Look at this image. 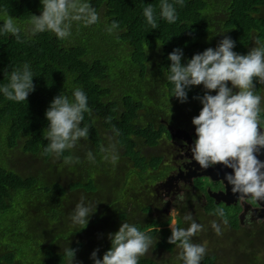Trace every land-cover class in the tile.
<instances>
[{"label":"trees","instance_id":"trees-1","mask_svg":"<svg viewBox=\"0 0 264 264\" xmlns=\"http://www.w3.org/2000/svg\"><path fill=\"white\" fill-rule=\"evenodd\" d=\"M88 2L96 9L100 22L88 27L73 22L72 35L61 40L51 31L35 35L31 33V15H41L40 0H0V25L7 15H11L21 28V42H17L16 37L11 34L0 33V86L9 82L13 69L28 63L34 74L36 89L29 95L28 101L23 102L10 101L0 93V153L20 146L25 154H41L49 158L51 154L44 153L48 143L43 133L48 126L46 110L57 95L62 93L72 99L74 90L80 88L87 95L88 106L92 109L91 116L84 114L81 126H90L89 140L96 152H102L104 141L95 124L97 119L106 131L116 137L118 145L123 148L131 163L143 172H147L149 167L156 169L160 160L147 162L138 148L139 141L149 147H156L166 130L162 125L157 128L152 122H144L140 112H149L151 102L159 103L150 98L154 81L160 87L157 89L158 94L173 98L174 85L166 80V76L171 64L168 56L174 49H183L182 63H186L194 54L211 47L207 41L213 27V21L209 18L210 1L183 0V6L174 4L178 19L171 24L160 17L161 0ZM169 2L174 3V0ZM218 2L220 4L216 8L221 5L228 11L224 29L236 42L235 52L246 55L250 50L249 45L256 37L261 39L264 36V17H261L264 15V0ZM148 4L155 9L158 24L155 30L147 24L143 15V8ZM260 11L263 12L260 14ZM113 21L119 23V28L110 35L106 27ZM92 36H97L98 40L94 49L90 50L85 40ZM155 58L159 59V63L152 70L150 63ZM255 83L258 91L260 85L258 81ZM203 94L202 89L194 86L188 93L187 103L200 102L194 97ZM200 109L202 104L195 107V112ZM113 128L118 130L119 135ZM70 155L66 151L61 156L66 159ZM83 186L94 188L93 180L88 185L74 183L69 186V190L81 189ZM67 192L61 185L44 186L35 177H23L9 170L0 161V248L7 249L0 253V264H14L17 259H25L36 251L35 247L43 254L40 242L43 235L36 236L29 231L26 219L22 220L25 222L22 228L10 229L7 226L6 220L14 216L10 213L15 204L25 202V206H17L21 211L28 209V218L32 208L37 213L39 208L50 205L46 216L57 220ZM52 209L55 214L51 212ZM34 222L32 218V223ZM136 226L158 240V248L171 252L176 247L168 243L171 229H158V222L151 221L145 226ZM180 226L181 224L178 225ZM30 238L34 243L28 246L27 253L26 249L22 252L18 247L19 240ZM110 247L111 244L105 252ZM72 248L78 250L77 256L82 250V244L77 243ZM105 252L99 258L102 259ZM43 256L41 264H68L63 252L57 253L51 248L46 249ZM214 263V257H206L201 261V264ZM85 264H94V261L90 259ZM139 264L159 263L154 259L141 257Z\"/></svg>","mask_w":264,"mask_h":264},{"label":"clouds","instance_id":"clouds-1","mask_svg":"<svg viewBox=\"0 0 264 264\" xmlns=\"http://www.w3.org/2000/svg\"><path fill=\"white\" fill-rule=\"evenodd\" d=\"M40 3L41 15H31L30 30L33 35L51 31L63 40L72 35L73 22L82 23L85 27L100 22L99 14L88 0H40ZM174 4L183 6V0H174V3L161 0L159 5L160 17L170 24L178 19ZM143 15L152 29L158 28L151 4L143 8ZM118 28L119 23L113 21L106 31L111 35ZM0 33L11 34L17 42H21V28L11 15H7L0 25ZM222 36L224 38L215 48L209 47L194 54L186 63H182L183 49H174L168 56L171 64L166 80L174 85L173 97L182 104L188 102V93L194 86L202 85L205 90L202 96L194 97L200 101L202 109L192 119L197 137L190 147L192 160L204 170L217 165L232 169V173H226L224 177L231 185L232 193L239 194L240 200L260 202L264 201V161L258 158L264 150V120L261 119L264 97L257 94L255 82L264 85V42L257 38L248 53L242 55L233 50L236 42L231 37ZM33 80L31 66L25 63L11 71L9 82L0 86V93L10 101H28L29 95L36 90ZM85 113L91 116L92 109L82 89H75L72 99L62 93L54 97L45 113L48 126L43 133L48 143L44 153L60 157L76 148L82 140L87 141L90 126H81ZM113 131L119 135L118 130L113 128ZM102 151L105 160L115 163L119 158L115 144H109ZM86 157L95 162L91 150ZM75 162H79V158ZM175 211L173 208L171 215ZM95 212L81 197L70 219L73 225L87 227ZM214 214L223 218V223L227 225L223 207H218ZM183 219L189 226L178 227L173 220L168 243L180 249L177 259L183 264H201L207 248L204 244L193 243L192 238L203 231V225L193 220L191 212ZM211 227L217 235L221 234L217 221H211ZM108 239L111 247L102 259L98 256L99 249L92 252L94 264H139L141 257L154 244L149 233L128 222H123L117 232L109 233ZM77 251L71 246L63 249L68 264H74Z\"/></svg>","mask_w":264,"mask_h":264},{"label":"rangeland","instance_id":"rangeland-1","mask_svg":"<svg viewBox=\"0 0 264 264\" xmlns=\"http://www.w3.org/2000/svg\"><path fill=\"white\" fill-rule=\"evenodd\" d=\"M209 1V6H211L209 18L213 21V27L207 41L211 47L215 48L219 41L224 38L222 35L226 34L228 36V31L224 29L228 20V11L224 6L222 8L221 5L216 8L219 3L218 0ZM97 40V36L86 39L85 42L89 47L88 49H94ZM158 63L159 59L155 58L152 64L150 63L151 69L157 68ZM154 82L151 85L153 87L150 98H154V100L162 103L167 108V112H162L163 118L168 117L172 124H176L177 121H182L186 118L191 120L192 118L190 117L194 116L192 113L193 104H182L175 97H173L175 99H171L166 98L165 94H158L157 89L160 87L157 81ZM229 87H231L230 83ZM198 88L204 90L202 85ZM212 94L215 95L216 93ZM155 112L152 110L149 112L141 111L140 113L144 122H152L158 125L160 121L157 117L158 115L154 114ZM95 124L100 129L104 139L103 149L108 147L109 144L116 145L119 158L115 163L111 162V160H105L103 151L97 153L89 139L87 141L82 140L76 148L70 150L71 155L66 159L62 158V156L57 157L54 154H51L49 158L41 154H25L20 146L13 150H2L0 153V161L9 170L23 177H35L44 186L58 184L68 191L60 209V218L57 220H52L46 216L50 205L39 208L37 213L32 208L28 218V209L21 211L20 207L17 206L26 205L25 202L20 201L15 204L12 213H10L14 216L7 219L6 222L10 229L12 227L22 228L25 226V222L22 220L26 219V227L29 231L36 236L43 235V238L40 239L43 254L49 248L61 253L64 248L81 243L82 250L75 257L74 264H85L86 261L91 259V254L96 249H99L98 256L103 254L111 244L108 234L117 232L123 222L145 226L152 220L142 210L144 205L147 206V204L141 201L139 195H145V187L139 183L135 175L130 174L133 163L125 154L123 155L122 151L124 150L118 145L116 137L102 127L101 121L96 119ZM164 141V139L160 141L159 148L165 147ZM138 148L141 154L147 156L148 159L162 151V149L157 147L151 148L142 141H139ZM89 150L93 152L95 162H90L87 159L86 153ZM76 158H79V162H75ZM92 180L94 188L90 189V187L83 186L81 189L69 190V186L74 183L88 185ZM81 197L85 198V203L92 207L93 212L96 211L90 217L87 227L86 225H73L70 219ZM36 202L37 200L34 201V203ZM45 202H47L46 199ZM189 206L191 205L184 207L185 215L191 212L193 220L203 225V231L194 236L192 242L206 246L207 253L204 258L214 257V264H264V221L242 224L241 220H237L236 216L232 217V209L223 207L226 214L225 217L230 221V224L228 222L225 225L223 221L206 215L198 206L194 205L195 208L193 209L189 208ZM218 207L220 206L211 207L214 213ZM51 212L55 214L53 209ZM121 215L124 216L123 219L120 217ZM32 218L35 220L34 223H32ZM213 220L217 221L221 227L220 235H217L211 227V221ZM161 222H158L161 226L158 229H162V226L166 225V223ZM188 226L189 223L183 219V225L180 227L187 228ZM168 228L171 229L170 226ZM157 241L154 239L152 248L144 257L154 259L159 264H183L182 261L177 259L180 252L178 247L169 252L158 248L156 246ZM33 243L34 241L31 238L24 239V241L19 240L18 247L22 252L26 249L27 253L28 246ZM34 250L36 251L33 252L31 249L33 253L30 256L27 255L22 260L17 259L14 264H41L44 256L39 253L40 249L37 247ZM2 251H7V249L0 248V253Z\"/></svg>","mask_w":264,"mask_h":264},{"label":"flooded vegetation","instance_id":"flooded-vegetation-1","mask_svg":"<svg viewBox=\"0 0 264 264\" xmlns=\"http://www.w3.org/2000/svg\"><path fill=\"white\" fill-rule=\"evenodd\" d=\"M262 12L260 11L259 13L261 14ZM261 17H264V15ZM260 40L264 42V36ZM254 41L249 45L250 49L254 46ZM257 94L264 97V85L259 86ZM190 102L194 104L192 113L194 114L193 117H196L201 109L195 112V107L201 103ZM151 103L150 111H156L154 114L158 115L157 117L160 121L155 126L157 128L160 125L164 126L166 132L160 139V141L162 139L165 140V147L159 148V144L156 146L162 151L149 159L143 155L147 162L153 159L160 160V164L156 169L149 167L147 172H143L132 162L130 174L135 175L139 183L145 187V195H139L141 201L147 204V206L144 205L142 208L144 214L150 217L151 221L166 223V225L162 226L163 229L168 228L173 220L176 221L177 226L179 224L182 226L183 217L185 216L184 207L188 205H191L189 208L192 209L195 208L194 205L198 206L206 215L221 221H223V218L216 216L211 207L219 205L220 207L232 209V217L236 216L237 220H241L242 224L264 221V201L240 200L239 197L235 198L236 196L232 192L229 195H224L228 192V189L227 182L222 177H225L226 173H232V169L223 167L222 173L217 169V165L204 170L192 160L190 147L197 138L195 126L192 124L193 117H190L192 118L191 120L186 118L182 121H177L176 124H172L168 117L163 118L162 112H167V108L162 103ZM262 107H264V101H262ZM261 119L264 120V112L261 113ZM122 152L124 155L125 151ZM258 158L264 161V150ZM224 198L226 201L223 200ZM173 208L176 211L174 215H171ZM228 222L230 224V221Z\"/></svg>","mask_w":264,"mask_h":264},{"label":"water","instance_id":"water-1","mask_svg":"<svg viewBox=\"0 0 264 264\" xmlns=\"http://www.w3.org/2000/svg\"><path fill=\"white\" fill-rule=\"evenodd\" d=\"M262 153H263V150H262ZM218 170H220L222 173H223V171H222V169H223V166L222 165H219L218 166V168H217ZM229 186V188L231 189V185H228ZM229 193H230V191H229ZM237 196V198L239 197V194L238 195H236ZM224 201H226V199L224 198L223 199ZM221 201V200H220ZM228 202V201H227ZM229 204L231 203V202H228ZM232 204V203H231Z\"/></svg>","mask_w":264,"mask_h":264},{"label":"bare ground","instance_id":"bare-ground-1","mask_svg":"<svg viewBox=\"0 0 264 264\" xmlns=\"http://www.w3.org/2000/svg\"><path fill=\"white\" fill-rule=\"evenodd\" d=\"M219 166V165H218ZM218 166H217V168H218ZM207 176H208V174H207ZM223 179H224V177H222ZM225 182H227L226 180H224ZM227 189H228V192L226 193V194H224V195H229V194H231V189L229 188V186H228V184H227ZM229 191H230V193H229ZM236 195H238V194H235L234 196H236ZM216 197H217V195H215ZM235 198H237V196L235 197ZM222 201V200H221Z\"/></svg>","mask_w":264,"mask_h":264}]
</instances>
